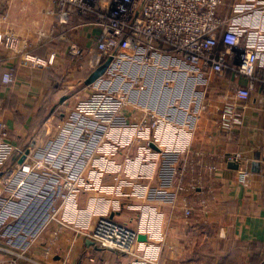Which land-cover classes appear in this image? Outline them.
<instances>
[{
    "label": "crops",
    "instance_id": "1",
    "mask_svg": "<svg viewBox=\"0 0 264 264\" xmlns=\"http://www.w3.org/2000/svg\"><path fill=\"white\" fill-rule=\"evenodd\" d=\"M0 5L6 15L0 24V67L15 68V80L0 91V99L9 93L14 95V109L24 119L16 118L10 109L3 111L2 118L18 137L16 133L21 131L27 135V122L36 117L39 106L63 74L78 78L80 71L87 72L85 83L103 62L96 64L90 56L77 61L66 55V40L60 38V30L65 28L53 13L52 1L2 0ZM238 22L255 24L256 18H240ZM66 32L83 48L97 34L85 26ZM51 51L58 54L51 66L26 58L31 55L46 59ZM170 63L175 67L171 68ZM163 64L135 71L147 83L146 91L136 95L141 94L140 101L150 104L152 111L161 108V123L156 128H145L141 123H137L139 129L130 127L127 122L136 120L131 114L133 109H121V118L127 122H119L113 136L124 137L125 143L102 146L75 190L69 195L59 190L48 198L35 199L23 216L6 228L10 236L21 237L16 246H27L34 260L45 264H251L252 243L264 244V88L257 84L251 92L243 123L229 141L217 125L219 83L207 85L193 74L192 67L176 61L165 59ZM177 65L181 71H176ZM263 68L259 75L264 73ZM77 78L72 80L81 81ZM96 82L99 85L98 80L85 85L100 90ZM197 86L201 88L197 90ZM87 88L84 91L90 92ZM159 100L163 101V109L157 106ZM66 116L59 114L62 119ZM187 147L189 169L178 180L172 168L178 167V152ZM235 152L248 160L252 175L249 186L240 183L238 168L228 167L225 156ZM195 182L196 189H189ZM179 183L187 188L179 189ZM186 207L192 209L189 223L183 212ZM99 216L127 222L144 236L133 254L116 253L90 243L85 233ZM33 232V243H29L31 239L21 243ZM55 232L53 251L45 258L48 237ZM0 264H7L1 253Z\"/></svg>",
    "mask_w": 264,
    "mask_h": 264
},
{
    "label": "built area",
    "instance_id": "2",
    "mask_svg": "<svg viewBox=\"0 0 264 264\" xmlns=\"http://www.w3.org/2000/svg\"><path fill=\"white\" fill-rule=\"evenodd\" d=\"M50 1L54 5L53 13L62 26H70L71 22L76 21L75 25L68 28L69 30L85 26L97 32L96 37L92 38L84 48L67 36L66 41L69 44L65 51L67 56L75 60L84 56H94L104 62L110 58L106 72L98 79L102 81L99 84L106 83L111 87L119 79L123 84L122 87L126 85L124 92L130 90L131 95L134 92H144L147 89L146 80L139 71L135 73L136 69L162 67L165 59L192 67L193 74L202 77L207 85L219 83L217 99L221 107L218 127L224 138L229 141L234 139L238 127L243 123L246 102L251 92L257 84L264 88V73L259 75L260 67H264V0ZM222 9L223 11H220ZM5 17L4 13H0V24ZM75 17H78V20H75ZM253 17L256 18L255 24L238 22L240 18ZM57 56V52L51 51L46 59L31 55H26V58L35 64L51 66ZM10 68L2 75V83L5 85H11L15 80L13 67ZM181 70L177 65L176 71ZM244 80L246 83H243ZM104 90H97L99 92H94L92 98L86 100L91 106L88 111L79 108L80 111H72L66 116L67 121L70 122L66 134L83 135L96 130L94 122L89 123L95 119L93 114L106 116V112L112 107L111 101L118 97L117 92L113 96L114 94L110 92L107 94ZM127 97L128 99L125 95L122 96V106L128 105L129 94ZM87 112L86 116L84 113ZM140 112L143 114V126L156 128L161 121L152 110L142 107ZM99 114L97 115L100 116ZM115 116L113 115L111 119ZM84 120L87 125L81 126L80 122ZM99 123L101 122H98L101 126ZM63 131L64 128L61 126L58 135H63ZM53 149L55 148L51 151ZM84 149L85 147L80 151L85 154ZM23 156L24 159L20 162ZM28 158L29 153L9 140L7 125L2 122L0 124V231L8 223L19 218L35 198L46 197L45 195L50 193L47 191L56 190L61 185L57 178H53V169L61 172L64 170L62 167L64 164L60 163L58 166L56 163L57 154L51 156L55 162L40 161L33 167L24 163ZM225 159L237 163L240 183L249 186L252 175L248 160L239 152L229 153ZM185 162L190 161L185 160ZM35 169L39 172H34ZM209 170L213 171L214 168ZM38 174L41 177L36 176ZM72 175L64 183L65 191L75 190L73 179L80 176L77 173ZM185 214L190 215L191 209L187 208ZM138 234L133 227L108 216L99 217L94 227L86 232L88 239L98 246L126 255L134 253ZM52 238L45 247V258L50 257L53 251L56 233ZM20 250L0 245V253L7 257L9 264H19L22 260L31 264H45L34 260L30 255L27 256L24 250Z\"/></svg>",
    "mask_w": 264,
    "mask_h": 264
},
{
    "label": "rangeland",
    "instance_id": "3",
    "mask_svg": "<svg viewBox=\"0 0 264 264\" xmlns=\"http://www.w3.org/2000/svg\"><path fill=\"white\" fill-rule=\"evenodd\" d=\"M0 13H3V11H1V5H0ZM70 26H73V25H70ZM68 28H69V26H65V27L63 26L64 30H60L61 31L60 38H65V40H66V37L68 36V35H66V33H67L66 31L69 30ZM68 44L69 43L67 41H65L64 47H67ZM84 57H86V56H84ZM84 57H81V58H84ZM170 67L174 68L175 66L173 64H171ZM87 74H88L87 72L84 74L80 71L79 74H77V75H79L78 78L76 76L69 77V76H67V74H63V77L60 80H57V82L54 83L53 87L50 90V92L55 90L56 91L55 95H57V92L60 93L62 91L61 93L63 96H60V95L55 96V98L52 99V102H54V103H50L47 106V109L45 112H43L42 114L39 112V115L38 116L36 115V117L32 121L27 122L28 126L24 130L27 132V135L25 132L21 131L19 133H16L18 137H15V135H14L12 138L13 142H15V144L18 145L20 149H23L26 153H29L28 161L31 162L29 164L31 167H33L36 162L45 161V160L46 161H53L54 159L51 158V156L53 157V155H55V154H57V156H58V159H56V163L58 164V166L60 163L65 165V166L62 165V167H64V170L62 172L60 170L57 171V170L53 169V178H57L56 180H59V183L61 185H59L58 189H56V190L47 191V193L48 192H50V193H48V195H45L46 196L45 198H48L51 195H55L56 193L59 192V190L65 191L64 183L66 182V180H69V178L73 176L72 173H74V175L77 173L78 176H80V177H76L75 180L73 179V181H75V184H74V182L72 184L77 186L78 182H80V180H81V176H82L83 171L88 166L91 165V163H92L91 161L94 160L96 153L99 152V150L101 149L102 146L110 145L109 143H112L113 145H120V144L125 143V142H123L124 137L118 136V135L113 136V129L114 130L116 129V127L119 125V122H121V123H122V121L127 122V120H125V119L123 120V118H121L122 116L120 115V114H123L121 112H124L123 110H120V109L125 108V106H122L121 100L123 101V98H122L123 95H125V98L128 99V97H127L128 94H129V98L133 94L131 95L129 93V92H131L130 90L128 91V93H126V91L125 92L122 91L125 89L126 86L122 87L123 84L120 81H118V82L115 81L114 84L111 85V87H108V85L104 86V89H105L104 92H106L107 94H108V92H110V93L114 94L113 96H115L116 95L115 93L117 92L116 96H118V97H117V99H114L111 101L112 107L109 110V112H106V116H101L99 113L93 114V117L95 119H94V121H89V123L91 124L94 122L93 123L94 128H96V130H94V132L91 130L87 134H85L83 132L84 133L83 135L78 134V133L66 134V133H68V132H66V129L68 128L70 122L67 121L68 119H62L61 117H59V114L62 112V113H65L68 115L72 111H80L79 108L88 111V109L91 106L88 105L86 100L89 98H92V95L94 92L101 91V89L99 91H97V88H95V87H92V88L88 87L87 88V86L83 82L84 79L86 78ZM118 74H120V71L118 72ZM72 78L73 79L77 78V79H80L81 81H78L75 83V81L72 80ZM128 81H129V79H128ZM134 87H136V86H134ZM86 88H87V90H90V92L84 91ZM107 88H108V90H106ZM200 88H201L200 86H197V90H199ZM128 89H129V87H128ZM91 91L93 93H91ZM126 94H127V96H126ZM72 97L74 99H70ZM62 98H66L65 101H67V99H70L71 102L64 104V101H62L60 103L59 101ZM53 100H55V101H53ZM160 100H161V98H160ZM160 100H159L157 106L162 107V109H163L164 104L161 103L163 101H160ZM55 103H57V104L54 106L53 104H55ZM134 104L131 103V101H128L127 106H129L130 108L133 109L131 114L133 115V118H135L136 120H132L133 122L129 120V122H127V125L130 127H135V128L137 127L138 128L137 123L143 124L142 123L143 114H142V112H140V109L142 107L138 106L137 104L136 105H134ZM93 107H95V106H93ZM96 107H98V106H96ZM149 107H150V105H149ZM156 110H153V111L154 112L156 111L155 113L159 116L161 113L160 112L161 108H156ZM52 112H54L52 119L46 120L45 118ZM137 112H140V120L139 121H137ZM37 113H38V111H37ZM84 114L86 115V114H88V112L84 113ZM97 114H99L100 116H98ZM113 115H116V116L113 119H111V117ZM219 115H220V112H219ZM161 121H162V119H161ZM161 121L159 123H161ZM98 122H101V124L99 123L101 126L98 125ZM4 123H6V122L4 121ZM102 124H104V125H102ZM80 125L81 126L87 125L86 120H84V122L81 121ZM217 125H218V122H217ZM61 126H62V128H64V131H63L64 133H63V135H58V130H59V128H61ZM143 127L146 128L147 126H143ZM147 128H153V127L148 126ZM27 130L29 131V133ZM79 131H81V130H79ZM129 136L131 137L133 135L129 134ZM9 139H10V136H9ZM131 140H133V139H131ZM135 141L133 140L132 142L138 143L137 139ZM25 142H28V143L25 144ZM24 145H25V147H24ZM59 147H60V149H58ZM83 147H85L84 150H86L85 154L82 153L83 151L82 152L80 151L81 149H83ZM52 148H55V149H53L51 151ZM187 149L188 150H186V148H185V149L180 150V152H178V156H179L178 167L172 168V171L177 176L178 180L180 178H182L184 176V174L186 173V171L189 169V165H188L189 162H185V160L188 161V159L186 157H188V152H190L189 147H187ZM193 155L194 156L196 155L195 152ZM78 156H82V157L78 158ZM77 161H79V162L77 163ZM54 162H55V160H54ZM73 164H75V165H73ZM27 169L29 170L30 168H27ZM49 170H51V169H49ZM54 170H55V173H54ZM181 170H183V172H182L183 175L181 173ZM34 172H39V171L37 169H35ZM36 176L41 177L39 174ZM197 186H198V184H196V182H195L189 186V189L194 190V189H196ZM186 188L187 187L184 188L182 183H179V189L184 190ZM65 192L68 195L71 193L70 191L69 192L65 191ZM40 198H44V197H38L35 199L37 201ZM32 202H34V200ZM30 206H28L26 208V210ZM187 208H189V207H186L183 210V212H184L185 222L189 223V220L191 219V215H192V209H191V214L187 216L185 214V211ZM23 214L20 217H22ZM99 217H101V216H99ZM109 218H111V217H109ZM97 219H96V221H97ZM111 219H113V218H111ZM96 221H95V223H96ZM117 222L125 223L131 227V225L127 222H123V221H119V220ZM95 223H94V225H95ZM9 224L10 223H8L7 226H5L0 231V238H2V239H0V241H2V242H0V245L7 247V248L10 247L12 249H21L22 251L24 250L25 254L27 256H29L30 251L28 250L27 246L25 248H22L21 246H16V243H17L16 241H18L21 237L18 238V237H15V235L10 236L8 234L6 228L8 226H10ZM94 225H93V227H94ZM33 233L34 234H32L31 236H28L29 238L26 240L24 239V241H22L21 243H24L25 241H28L29 239H31L29 241V243L30 242L33 243L34 242L33 235H35L36 232H33ZM51 239H53L52 235L50 237H48V242ZM2 255H3V259L5 261H7V257H5L4 254H2ZM24 263H26V262H24L22 260V262H20L19 264H24ZM7 264H9L8 261H7Z\"/></svg>",
    "mask_w": 264,
    "mask_h": 264
},
{
    "label": "trees",
    "instance_id": "4",
    "mask_svg": "<svg viewBox=\"0 0 264 264\" xmlns=\"http://www.w3.org/2000/svg\"><path fill=\"white\" fill-rule=\"evenodd\" d=\"M1 1V0H0ZM70 57V56H69ZM93 59V62L96 64H101L103 61L102 60H98L96 57L94 56H90ZM71 58V57H70ZM83 58H77V61H81ZM11 68H7V67H0V76L3 75V73L7 70H10ZM13 73L15 74V68H12ZM2 78V77H1ZM11 85H5L2 83V81L0 80V91L3 90L5 87H10ZM55 90L53 91H49V93L47 94L46 99L43 101V103L39 106L38 108V113H36V115H39V112L42 114L43 112L46 111L47 106L51 103L52 99L55 98V96L62 95V91L59 93L57 92V95H55ZM65 96V95H64ZM16 97L14 95H12L11 93L8 94V96L4 99H0V124L2 122H4L3 118H2V113L5 109H10L13 110V113L15 115L16 118H21V120L24 119V117L20 114H18L15 111V107H16ZM8 135L10 136V138L12 136H14L15 134H13V132L11 130H8ZM250 263L251 264H264V244H257V243H252L251 247H250Z\"/></svg>",
    "mask_w": 264,
    "mask_h": 264
},
{
    "label": "water",
    "instance_id": "5",
    "mask_svg": "<svg viewBox=\"0 0 264 264\" xmlns=\"http://www.w3.org/2000/svg\"><path fill=\"white\" fill-rule=\"evenodd\" d=\"M110 61H111V59L108 58L99 67H97L93 72H91V74L85 80V84L86 85L92 84L95 81H97L99 78H101L103 76V74L106 72ZM65 99L66 98H62L61 102L64 101ZM152 146H153V144H152ZM153 147H155V146H153ZM23 159H24V156L19 161L22 162ZM228 167H230L232 169H237L238 165L235 162H229ZM111 218H112V216H111ZM143 239H144V236L141 234H138V241L143 240ZM90 243H93V241H91Z\"/></svg>",
    "mask_w": 264,
    "mask_h": 264
},
{
    "label": "bare ground",
    "instance_id": "6",
    "mask_svg": "<svg viewBox=\"0 0 264 264\" xmlns=\"http://www.w3.org/2000/svg\"><path fill=\"white\" fill-rule=\"evenodd\" d=\"M172 63V62H171ZM170 63V64H171ZM174 65V64H173ZM144 72V71H143ZM177 80L176 81H180L179 79V77H177L176 78ZM117 81H119V79H117ZM131 81V80H130ZM98 82H102V81H98ZM104 85H106V83H103ZM104 85H102V84H99V85H97V82H96V84H95V86H97L99 89H104L103 87H104ZM126 86V85H125ZM125 86H123V87H125ZM175 86H176V84L172 87V90H171V94L173 93V90L175 89ZM123 91V90H122ZM126 91V90H125ZM128 93V92H127ZM138 93H140V92H138ZM142 98V96H141V94H138V95H136V92H134V94L130 97V101H131V103H135V104H137L138 106H141V107H144V108H147V109H149V108H151V107H149V105L150 104H148L147 103V105H146V103H142L141 101H140V99ZM147 100V99H146ZM149 100H151L150 98L148 99V101ZM151 106V105H150ZM157 108V107H156ZM149 110H151V109H149ZM157 111V110H156ZM155 111V112H156Z\"/></svg>",
    "mask_w": 264,
    "mask_h": 264
}]
</instances>
